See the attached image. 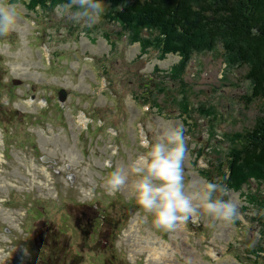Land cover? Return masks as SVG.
<instances>
[{
	"label": "rangeland",
	"instance_id": "obj_1",
	"mask_svg": "<svg viewBox=\"0 0 264 264\" xmlns=\"http://www.w3.org/2000/svg\"><path fill=\"white\" fill-rule=\"evenodd\" d=\"M14 3L22 9L16 28L0 37V264H264V180L227 184L236 224L202 217L173 232L156 230L127 191L103 187L107 162L126 166L144 151L138 139L166 124L187 131L191 118L197 140L187 143L186 177L206 179L193 167L199 140L200 164L220 181L212 164L228 167L263 108L248 99L246 67L227 62L219 44L183 60L165 55L161 35L148 28L145 40H133L107 13L116 11L108 2L92 27L68 21L64 3L39 10V18L25 0ZM146 87L154 97L147 114L150 104L138 100ZM60 88L67 91L61 111L52 107ZM88 121L92 130L104 125L91 140Z\"/></svg>",
	"mask_w": 264,
	"mask_h": 264
},
{
	"label": "trees",
	"instance_id": "obj_2",
	"mask_svg": "<svg viewBox=\"0 0 264 264\" xmlns=\"http://www.w3.org/2000/svg\"><path fill=\"white\" fill-rule=\"evenodd\" d=\"M64 2L65 0H51V6ZM104 2L114 6L116 11L108 9L107 13L115 14L110 16L123 25L133 40H145L141 35L144 28L156 33H151L153 38L160 34L163 40L161 49L165 55L173 52L186 60L187 56L212 50L219 44L224 49L227 62L246 67L245 78L251 83L248 99H260L263 108L255 124L247 132L248 141L240 150H232L236 155L231 156L229 161V180L227 177L226 183L231 187H240L247 184L251 177L258 181L264 180V0ZM38 3L46 4V0H28L27 8H33ZM173 69L176 71L178 67ZM151 94L152 92L146 95L150 97ZM141 97L148 99L146 96ZM187 107L186 104L182 106L184 109ZM207 109L211 113L212 109ZM201 111L209 113L203 109ZM216 168L214 172L224 177L222 161L217 163ZM205 171H209L203 172L206 176L213 175L210 170ZM110 263L114 264L112 260Z\"/></svg>",
	"mask_w": 264,
	"mask_h": 264
},
{
	"label": "clouds",
	"instance_id": "obj_3",
	"mask_svg": "<svg viewBox=\"0 0 264 264\" xmlns=\"http://www.w3.org/2000/svg\"><path fill=\"white\" fill-rule=\"evenodd\" d=\"M21 10L18 3L0 0V37L8 36L16 28ZM62 13L74 24L92 27L101 22L105 3L104 0H66ZM185 133L186 129L180 125L166 124L151 138L145 134L140 141L144 151L126 166L106 163L110 170L103 179V187L109 193L127 191L159 231L173 232L189 220L198 223L202 217L224 225L235 224L240 212L226 183L187 179Z\"/></svg>",
	"mask_w": 264,
	"mask_h": 264
}]
</instances>
